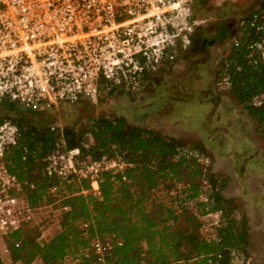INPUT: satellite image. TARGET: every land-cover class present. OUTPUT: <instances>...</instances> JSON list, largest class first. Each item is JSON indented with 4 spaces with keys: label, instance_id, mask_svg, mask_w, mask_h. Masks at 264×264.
Returning a JSON list of instances; mask_svg holds the SVG:
<instances>
[{
    "label": "trees",
    "instance_id": "trees-1",
    "mask_svg": "<svg viewBox=\"0 0 264 264\" xmlns=\"http://www.w3.org/2000/svg\"><path fill=\"white\" fill-rule=\"evenodd\" d=\"M254 12L264 14V0ZM247 53L244 43L231 46L216 80L228 64L227 91L257 120L264 138V61L254 64ZM22 122L18 144L8 149L5 160L32 206L57 197L50 190L53 178L45 173V157L61 138L67 148L79 147L82 156L118 155L128 166L122 172L103 171L99 194L87 180L65 182L61 204L68 209L59 213L53 230L40 240L36 225L2 236L0 264H97L96 238L111 243L102 264H237L248 259V221L224 196L227 179L212 170L202 141L134 125L124 116L95 117L87 130L65 126L62 135L50 126ZM85 132L92 137L88 145ZM209 213L220 217L212 237L201 232V216Z\"/></svg>",
    "mask_w": 264,
    "mask_h": 264
},
{
    "label": "built area",
    "instance_id": "built-area-1",
    "mask_svg": "<svg viewBox=\"0 0 264 264\" xmlns=\"http://www.w3.org/2000/svg\"><path fill=\"white\" fill-rule=\"evenodd\" d=\"M207 20L195 14L192 0H0V101L8 98L25 110L45 111L81 99L97 105L112 89L138 92L191 48ZM230 37L233 47L245 44L252 63L264 61V14L242 19ZM227 66L215 82L220 90L230 85ZM20 129L17 121L0 115V238L28 225L41 228L38 240L46 237L37 212L50 207V220L57 222L68 209L61 204L65 182L87 180L99 194L103 171L122 172L128 166L118 155L82 156L79 147L67 148L61 138L45 157V173L53 178L50 190L57 197L32 206L5 160L18 144ZM50 129L62 135L64 126ZM83 139L88 145L91 134L85 132ZM214 216L217 223L219 213ZM110 246L108 240H93L97 264L104 263Z\"/></svg>",
    "mask_w": 264,
    "mask_h": 264
},
{
    "label": "rangeland",
    "instance_id": "rangeland-1",
    "mask_svg": "<svg viewBox=\"0 0 264 264\" xmlns=\"http://www.w3.org/2000/svg\"><path fill=\"white\" fill-rule=\"evenodd\" d=\"M208 1L214 7H223L228 2ZM192 5L197 16L209 18L210 14L203 12L197 0ZM207 23L201 27L196 47L164 66L138 92L118 89L102 96L97 108L92 106L91 110L75 103H61L49 116L25 110L5 98L0 101V115L19 123L36 121L42 127L61 123L64 127L86 130L95 117L124 116L134 125L188 142L202 141L210 154L212 170L227 179L222 190L224 196L234 200L236 214L248 221L249 257L246 261L239 259L237 264H264V138L248 110L230 92L218 89L215 84L217 68L232 42L230 36L217 37L218 25L209 27ZM52 215L51 208L46 206L36 215L47 233L55 224L50 220ZM216 220L214 213L201 216L204 236H213L220 217L217 223Z\"/></svg>",
    "mask_w": 264,
    "mask_h": 264
},
{
    "label": "crops",
    "instance_id": "crops-1",
    "mask_svg": "<svg viewBox=\"0 0 264 264\" xmlns=\"http://www.w3.org/2000/svg\"><path fill=\"white\" fill-rule=\"evenodd\" d=\"M197 1L199 2L201 9H203V12L205 14H210L207 20L208 22L207 24L209 25V27H211L212 24L218 25L217 30L221 32L220 38L229 37L231 33L234 31L235 27L238 25V23L242 19H244L246 16H248L249 14L257 10L258 8H260L261 2H262V0H243V1L242 0H228V2L225 5H223V7L222 5L220 7L218 6L214 7L213 4H210L211 2H209L208 0H197ZM192 3H193V0H192ZM221 3L223 2L221 1ZM193 11L196 14L194 7H193ZM223 11L224 12L226 11V13H223ZM75 104L82 106V108H84L85 110L90 109V107L92 106L97 108V105L92 104L90 101L86 99H81ZM51 112L52 110L40 111V113H45L46 116H49ZM34 123H37V122L34 121ZM60 125H63V124L60 123Z\"/></svg>",
    "mask_w": 264,
    "mask_h": 264
},
{
    "label": "flooded vegetation",
    "instance_id": "flooded-vegetation-1",
    "mask_svg": "<svg viewBox=\"0 0 264 264\" xmlns=\"http://www.w3.org/2000/svg\"><path fill=\"white\" fill-rule=\"evenodd\" d=\"M220 31H218L217 32V37H221V32L219 33ZM200 33H201V28H199L197 31H196V33H195V36H194V40H193V43H192V47H193V45H197V40H198V38H199V36H200Z\"/></svg>",
    "mask_w": 264,
    "mask_h": 264
}]
</instances>
